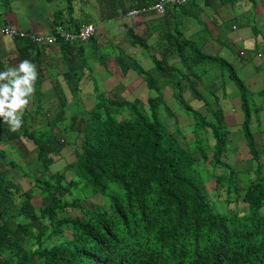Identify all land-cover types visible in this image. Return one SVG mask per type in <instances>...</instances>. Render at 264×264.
<instances>
[{
  "label": "trees",
  "instance_id": "16d2710c",
  "mask_svg": "<svg viewBox=\"0 0 264 264\" xmlns=\"http://www.w3.org/2000/svg\"><path fill=\"white\" fill-rule=\"evenodd\" d=\"M128 1L107 4H122L125 15L159 0ZM129 34L151 64L122 48L115 61L121 80L137 72L147 83L145 98L124 96L119 85L113 93V85L102 90L79 66L76 51L84 53L83 42L59 40L70 66L63 84L54 79L56 84L44 85L52 67L36 60L35 49L41 50L32 36L13 37L17 57L0 58V72L22 60L37 72L20 130L10 131L0 118V264H264V151L251 127L254 93L237 79L232 63L206 54L181 31L167 37L181 64L168 55L153 58L147 39ZM206 59L224 68L240 91L254 176L242 177L248 170L227 161L232 130L224 106L214 99L203 110L194 101L202 95L197 81L184 77L182 65L195 72ZM86 86L91 107L83 100ZM47 88L55 93L47 95ZM69 146L74 159L62 155ZM18 173L32 182L28 189ZM79 190L84 198L99 194L102 202L85 203ZM37 193L40 205L33 201ZM210 194L228 212L213 207ZM239 203L246 204L244 212Z\"/></svg>",
  "mask_w": 264,
  "mask_h": 264
},
{
  "label": "crops",
  "instance_id": "0c3cea01",
  "mask_svg": "<svg viewBox=\"0 0 264 264\" xmlns=\"http://www.w3.org/2000/svg\"><path fill=\"white\" fill-rule=\"evenodd\" d=\"M36 1L38 2L33 3L32 0H0V29L4 26H10L20 30L50 33L55 26L63 25L65 22L71 25V28L67 26L69 29L75 30L81 24L90 21L97 24V33L101 32L103 36L107 37L108 35L114 38L123 36L125 40H116L115 44H121L122 46L128 44L126 49L132 48L133 50L135 46L128 43L130 37L127 38L125 33L128 34L129 30H132L139 34L141 29L144 28L143 31L146 33H141V35L147 39L148 44L151 46L152 51L149 49V53H153V58L162 59L168 55L172 63L179 64H181L179 57L176 53L173 54L169 50L171 45L167 37L169 33L181 31L186 39L197 43L206 54L215 53L227 60L229 59L237 74L243 76L245 83L249 87L251 86L250 78H259L264 83V0H187L182 6L173 7L169 5L164 16L151 13L142 14L132 19L123 17L122 4L117 2L107 4V0H80V4L84 3V6L79 4V0L76 5L75 0L74 2H72L73 0H45L43 4H41L40 0ZM86 5L88 6L84 9ZM108 6H113L114 8L108 9ZM142 6H146V4ZM93 7H96L99 12L96 20L89 18L88 14L85 13L86 11L95 13L91 9ZM79 11L81 13L80 17L78 15ZM73 14L74 16L72 17ZM69 17H71V20H69ZM220 21H225V25L222 26ZM95 36L89 43L95 39ZM220 37L225 39L223 49L216 47L213 40ZM245 40L247 44L236 50L235 42ZM99 44L101 45V43ZM93 46L90 45V47ZM85 48L84 53L76 51L79 66L84 65L83 71H85V74L95 77L91 70L92 68L94 69V65L91 62H100V58L94 55H86ZM38 49L41 50V54H37L38 51L35 49L36 60L42 66L48 64V66L52 67L53 72L49 78H46L44 85L56 84L57 82H53L54 79H59L61 84H63L66 80L63 75L70 66L69 57L61 49V44L58 46L39 47ZM109 53L112 54L110 57L113 58L117 54L116 52ZM107 54L104 53V55ZM17 55L16 41L0 32V58H14ZM63 55L66 58L63 59ZM16 59L12 61L16 62ZM151 60V57H146L141 63L147 67L151 64ZM9 61L6 60L7 63ZM209 62L204 61L200 65L193 67L195 72L186 70L187 68L184 69L182 65L181 68L185 72L184 77L186 78L187 76L191 82L197 81L196 87H204V90L198 91L202 95L194 101L200 104L201 102H212L217 99V101L214 100L216 105L219 102L221 106H224L229 128L232 130L228 155L233 160L234 167H237L240 171L247 170V168L252 169L254 165L250 159L253 158L243 131L244 112L240 91H238L236 82L229 76L228 72L224 71V68L222 69L219 65H217L220 69L219 71L223 74L220 79L217 78L218 80H216L213 67ZM246 63L248 64L245 65ZM105 65H99L100 70H103ZM247 66H249L248 69L246 68ZM54 71H57L59 75L56 73L54 76ZM116 75L117 78L121 79L119 72ZM134 76L132 80L124 78L120 81H123L126 86L135 83L136 87L139 84L138 78L141 77L136 73H134ZM227 83L230 84L229 89L227 88ZM148 90L146 87L145 91L147 93ZM251 90L259 92L258 97L256 96L254 99L256 110L252 114L251 127L255 133L258 147L263 152L264 93H261V91L264 92V85L258 91L252 88ZM186 97L191 98L193 95L192 93H187ZM262 160H264V156ZM254 174L252 171L247 175L254 176ZM210 179L215 180L214 175Z\"/></svg>",
  "mask_w": 264,
  "mask_h": 264
},
{
  "label": "rangeland",
  "instance_id": "374dc122",
  "mask_svg": "<svg viewBox=\"0 0 264 264\" xmlns=\"http://www.w3.org/2000/svg\"><path fill=\"white\" fill-rule=\"evenodd\" d=\"M44 1L45 0H40V2H41V4H43L44 3ZM32 2L33 3H37L38 1H36V0H32ZM72 2H74V0L72 1ZM77 2H78V0H75V5L77 4ZM79 4H80V0H79ZM80 5H83L84 6V3H82V4H80ZM34 6H36V5H34ZM87 6L88 5H86V7H84V9H86L87 8ZM37 7V6H36ZM89 8V7H88ZM92 9V11L93 12H95V13H92L91 11H86L85 13H87L88 15V17L89 18H91V19H97V15L99 14V12H98V9L96 8V7H93V8H91ZM97 11V12H96ZM80 11H79V13H78V15H79V17H80ZM74 16V14L72 15V17ZM222 19V18H221ZM69 20H71V17H69ZM94 21V20H93ZM225 23V21H220V24H222V26L223 25H225L224 24ZM66 26H68L69 28H71V25H69L68 24V22H65L64 23ZM2 29H3V27L0 29V32L1 33H3V31H2ZM144 30V28L143 29H141V33H144L145 31H143ZM128 33V32H127ZM146 33V32H145ZM4 34V33H3ZM5 35V34H4ZM125 35H126V37L128 38V37H130V34L128 33V34H126L125 33ZM116 40H119V41H124L125 40V38L123 37V36H118V37H116V38H114V37H110V36H108L107 35V37L106 36H103L102 34H101V32L100 33H97L96 34V36H95V39L92 41V42H85L84 44L87 46L86 48H85V54L86 55H94V56H97V57H99V58H101V57H103V56H106V55H104V53H109V52H111V53H114V52H116L117 54H120L121 53V49H120V47L122 48V50L124 51V52H126V51H128V50H131V52H133V53H135L136 52V58H138L139 57V61H140V63L142 62V61H144V59L146 58V56H144L143 55V50H142V48H145V47H143V46H141L140 44H136L135 45V47H133V50H132V48L130 49H125L127 46H128V44H126V45H124V46H122L121 44H118V45H116L115 44V41ZM214 41H215V46L216 47H219L220 49H223V46H224V43H225V39H223V38H216V39H213ZM255 40H257V39H255ZM99 43H101V45L99 44ZM123 43V42H122ZM128 43L131 45L132 43H131V41H130V39H128ZM247 44V42H246V40L245 41H238V42H235V49L237 50L238 48H241V47H243V46H245ZM90 45H94L93 47H90ZM90 47V48H89ZM151 47V46H150ZM142 53V56H140V54ZM244 53V52H243ZM5 54V53H4ZM212 54H214L213 56H219V55H217V54H215V53H211V54H209V55H212ZM261 55V54H260ZM221 57V56H220ZM62 58L64 59V58H66L64 55L62 56ZM223 58V57H222ZM109 59H111V60H109ZM205 61H207V62H209V60L208 59H206ZM228 61L230 62V63H232L229 59H228ZM93 65H94V69L92 68L91 70L93 71V75L96 77V79H98V82L100 83V85H101V89L103 88V87H105V85L107 84V85H110V86H112L113 85V88H112V93L113 92H115V87H116V84L117 85H119L120 86V89H121V93H123V95L124 96H130V97H132L133 99L135 98V97H137V95H140L141 96V98H145L146 96H148L147 95V92L145 91L146 90V84H145V82L143 83L142 82V79L141 78H138V85L135 87V83H133V84H130L129 86H126V87H123L122 85H120V78H117V76H116V74H118V72H119V70H118V65L116 64V61H115V57L113 58V57H109L108 56V58L105 60V63H104V61H100V62H91ZM209 63H211V65H212V67H213V72H214V78L216 79V80H218V79H220L221 78V75L223 74L221 71H219L220 69L218 68V66L216 65V64H214V62H209ZM101 64H106L105 65V67L103 68V70L101 69L100 70V66L99 65H101ZM142 64V63H141ZM248 63H246L245 65H247ZM250 65V64H249ZM247 69L249 68V66H247L246 67ZM223 69V68H222ZM136 72V71H135ZM56 73H58L57 71H56ZM137 73V72H136ZM225 73V72H224ZM113 74V75H112ZM136 78V79H137ZM218 78V79H217ZM237 79H241V80H243L244 81V78H243V76H240V75H238L237 74ZM117 81V82H116ZM114 82H116V83H114ZM250 84H251V86L249 87V85L246 83V85L249 87V89L251 90V88L252 89H258L259 87L261 88V86H263L264 85V83L262 82V80L261 79H259V78H250ZM229 86H230V84L229 83H227V88L229 89ZM259 88V89H260ZM84 89H85V91H87L86 93L87 94H85L84 96H83V100H84V102H85V104H87V106L88 107H91L92 106V104H93V102H94V97H93V94H89V93H91L90 92V88H89V86H86V87H84ZM258 89V90H259ZM102 90H104V89H102ZM196 90H198V91H202V90H204V87L203 86H198V87H196ZM257 90V91H258ZM133 92V95H132V92ZM254 94L252 95V98L253 99H255V97L257 96L258 97V94H259V92H256L255 90H251ZM52 93H55L53 90H51V89H48L47 88V91H46V94L47 95H50V94H52ZM261 93H264L263 91H261ZM95 95V94H94ZM132 95V96H131ZM144 95H145V97H144ZM51 99H53V96L51 97ZM255 101V100H254ZM57 102H58V100H57ZM173 105H174V102H173ZM202 108L204 107V103H200L199 104ZM179 107V106H178ZM177 107V108H178ZM73 110H75V108L73 109ZM200 110L202 111V109L200 108ZM203 110H205L204 108H203ZM255 111V110H254ZM203 112V111H202ZM185 121H186V119H185ZM185 129V128H184ZM188 129V128H187ZM189 129H192L191 127H189ZM201 132V131H200ZM200 132H199V134H200ZM198 134V135H199ZM195 135H197V134H195ZM230 147V146H229ZM200 152H202V151H198V154H200ZM62 155L63 156H66V157H69L70 159H74V157H75V154H74V151H73V147L72 146H69L67 149H65L64 148V150H63V152H62ZM18 159L19 160H21V158L20 157H18ZM227 161L229 162V163H231V164H233V161H232V159H231V157L229 156L228 158H227ZM62 162H66V160H59L58 161V163H62ZM25 166H26V168L28 169L29 167L26 165V164H24ZM253 165H254V168H255V166L257 165V163L256 162H253ZM54 166H56V164H54ZM244 166V165H243ZM207 168L208 169H211V168H213L212 166H210V165H207ZM254 168H252V169H254ZM252 169L251 168H247V172L246 173H244L243 175H242V177H245L248 173L250 174L251 172H252ZM18 177L20 178V180L22 181V187L24 188V189H28L32 184H30V183H32V182H30L29 181V179L28 178H26V177H23L20 173H18ZM70 197H74V196H70ZM78 197H82V198H84V196H83V193L81 192V190H79L78 191ZM210 199L212 200V204L214 205L213 207H215V206H217V207H215V208H219V210L221 211V212H223V213H225V212H228V206H227V204L225 203V202H219V201H217L218 199H214L213 198V194H210ZM33 201L35 202V204H37V205H40L41 204V202H42V200H41V196H40V194L39 193H37L36 194V196L33 198ZM84 202L85 203H93V202H95V203H98V204H100L101 202H102V199H101V196L99 195V194H95L94 196H90V197H87V198H84ZM243 208H246V204L244 205L243 203H239V206H238V209H239V211H241V212H244L243 211ZM79 213V212H78ZM71 214H76V210H74Z\"/></svg>",
  "mask_w": 264,
  "mask_h": 264
},
{
  "label": "clouds",
  "instance_id": "9594fccd",
  "mask_svg": "<svg viewBox=\"0 0 264 264\" xmlns=\"http://www.w3.org/2000/svg\"><path fill=\"white\" fill-rule=\"evenodd\" d=\"M174 5L175 4H173L172 6ZM129 11L123 17H128L132 19V18H135V17H138L144 14L142 13L140 15L132 17L128 14ZM166 13H167V10H166ZM166 13L160 14V15L164 16ZM85 23L94 24L96 28L95 33L89 39L91 40L93 36L97 34L98 26L94 22H85ZM60 26L64 27V25L62 24L57 25L52 29L50 33L54 32V30H56ZM17 30L22 31L20 29H17ZM66 30L76 33L79 29L72 30V29L67 28ZM22 32L33 33V34H43V35L50 34V33H38L34 31H29V30H23ZM60 39L65 40V41H74V42H83V43L89 41V40L80 41L76 39L67 40L65 38L60 37L52 44H39L38 42L37 44L41 48L50 47L53 45L58 46L60 45L59 43ZM36 79H37L36 67L29 60H22L17 66L10 67L4 72H0V118H2L3 122L9 126V130L12 132H16L20 130V128L22 127L24 111L29 105L30 99L34 94V91H35L34 82L36 81Z\"/></svg>",
  "mask_w": 264,
  "mask_h": 264
},
{
  "label": "built area",
  "instance_id": "2783aa9c",
  "mask_svg": "<svg viewBox=\"0 0 264 264\" xmlns=\"http://www.w3.org/2000/svg\"><path fill=\"white\" fill-rule=\"evenodd\" d=\"M185 1L186 0H159L150 6L133 8L129 11L128 14L133 17L145 13L146 11L152 10L154 13L160 15L166 13L168 5L182 4ZM57 29L59 31L57 30V32H52L48 35L25 33L14 28H3L2 31L4 34L11 38L15 37L16 35H28L32 36L33 41H36L39 44H52L60 37L65 38L67 40L76 39L80 41H86L92 37L96 30L94 24L91 23H83L76 33L64 30L61 26Z\"/></svg>",
  "mask_w": 264,
  "mask_h": 264
}]
</instances>
